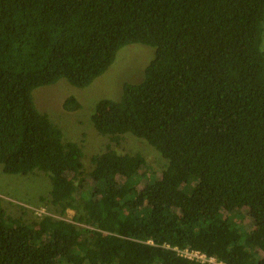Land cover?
I'll use <instances>...</instances> for the list:
<instances>
[{"label":"trees","instance_id":"trees-1","mask_svg":"<svg viewBox=\"0 0 264 264\" xmlns=\"http://www.w3.org/2000/svg\"><path fill=\"white\" fill-rule=\"evenodd\" d=\"M263 41L264 0H0V165L52 180L38 221L0 203V264H201L175 248L264 264ZM135 44L152 53L144 78L98 104L107 145L88 170L34 91L87 88ZM126 138L165 170L145 178L142 154L113 148Z\"/></svg>","mask_w":264,"mask_h":264},{"label":"rangeland","instance_id":"rangeland-1","mask_svg":"<svg viewBox=\"0 0 264 264\" xmlns=\"http://www.w3.org/2000/svg\"><path fill=\"white\" fill-rule=\"evenodd\" d=\"M138 45L122 49L111 68L87 88L74 87L67 80L62 79L54 85L34 91L33 97L37 108L47 113L63 130L64 140L82 146L85 154L83 163L88 170H91L92 157L104 153L107 145L106 138L100 136L92 122L98 104L105 99H121L124 82L139 83L144 78V70L149 64L148 58L152 53ZM262 46L264 49V41ZM69 97H76L82 104V109L77 112L64 110L63 103ZM100 115L109 124L107 111L101 112ZM113 148L122 154L129 152L142 154L148 164L145 178H148L149 174H152L151 178H155L168 164L161 153L147 142L140 143L126 138L120 145H113ZM51 190V177L45 173L37 172L27 176L8 175L3 172L0 165V203L16 217L23 216L27 222L38 221L34 209L45 206L44 199L50 195ZM84 201L82 197L78 200L82 204ZM46 208L49 213H55L56 208ZM76 215L77 211L68 210L66 219L73 220ZM237 218L241 220L240 224L245 230L253 223L248 214L244 217L238 215Z\"/></svg>","mask_w":264,"mask_h":264},{"label":"built area","instance_id":"built-area-1","mask_svg":"<svg viewBox=\"0 0 264 264\" xmlns=\"http://www.w3.org/2000/svg\"><path fill=\"white\" fill-rule=\"evenodd\" d=\"M174 250H176V252L180 257L201 264H224L222 262H219L215 257H210L207 254L203 253L202 251H189L187 249L182 250L178 248H175Z\"/></svg>","mask_w":264,"mask_h":264}]
</instances>
